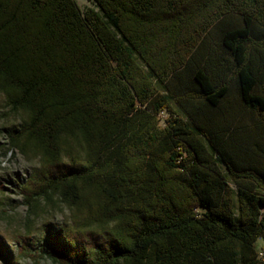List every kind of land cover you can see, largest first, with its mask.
Returning a JSON list of instances; mask_svg holds the SVG:
<instances>
[{"label": "trees", "instance_id": "trees-1", "mask_svg": "<svg viewBox=\"0 0 264 264\" xmlns=\"http://www.w3.org/2000/svg\"><path fill=\"white\" fill-rule=\"evenodd\" d=\"M91 1L0 0L18 190L69 213L0 263L264 264V0Z\"/></svg>", "mask_w": 264, "mask_h": 264}, {"label": "rangeland", "instance_id": "rangeland-1", "mask_svg": "<svg viewBox=\"0 0 264 264\" xmlns=\"http://www.w3.org/2000/svg\"><path fill=\"white\" fill-rule=\"evenodd\" d=\"M81 11L94 8L91 0H76ZM215 38V33H211ZM234 97L231 96L233 101ZM166 114L162 113L161 118ZM17 116L7 109L0 96V236L4 238L15 255L22 250V246L30 253L31 245H25L21 239L38 244L42 239L41 228L43 223L51 222L58 226L69 216L67 209L62 205L42 208L37 215L30 214L23 204L24 200L19 193L18 186L24 182L32 171V167L38 164L36 159H28L16 150L7 151V135L5 129L15 123ZM184 157L187 155L184 152ZM264 213V206L261 208ZM258 255L264 250V239L258 238L255 244ZM34 253V252H33ZM29 254V253H28ZM1 264V263H0ZM19 264H51L49 261L39 259L33 255H20Z\"/></svg>", "mask_w": 264, "mask_h": 264}, {"label": "built area", "instance_id": "built-area-1", "mask_svg": "<svg viewBox=\"0 0 264 264\" xmlns=\"http://www.w3.org/2000/svg\"><path fill=\"white\" fill-rule=\"evenodd\" d=\"M258 258H259L261 261H264V251L261 252V253L258 255Z\"/></svg>", "mask_w": 264, "mask_h": 264}]
</instances>
